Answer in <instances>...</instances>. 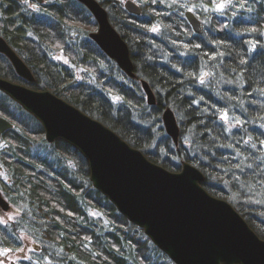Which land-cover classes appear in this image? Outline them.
<instances>
[{
    "label": "trees",
    "instance_id": "1",
    "mask_svg": "<svg viewBox=\"0 0 264 264\" xmlns=\"http://www.w3.org/2000/svg\"><path fill=\"white\" fill-rule=\"evenodd\" d=\"M97 1L127 44L134 78L89 38L97 22L76 0H51L37 9L0 0V35L35 79H21L2 53L0 78L50 91L171 172L186 161L198 167L202 188L232 200L264 240V0H231L222 13H208L201 34L190 28L181 4L137 0L136 16L123 9V0ZM53 51L81 69L82 78L53 59ZM141 78L155 94L152 106ZM165 107L179 125L176 144L162 126L157 133L149 125L160 123ZM0 116L12 123L0 133L6 176L0 175V190L22 210L14 221L0 222L3 247L18 248L20 233L27 232L44 252L23 264H173L94 188L80 151L61 139L46 142L40 122L1 91ZM185 133L188 146L180 144Z\"/></svg>",
    "mask_w": 264,
    "mask_h": 264
},
{
    "label": "water",
    "instance_id": "2",
    "mask_svg": "<svg viewBox=\"0 0 264 264\" xmlns=\"http://www.w3.org/2000/svg\"><path fill=\"white\" fill-rule=\"evenodd\" d=\"M76 1L84 4L97 22L89 38L127 77L134 78L127 44L109 21L107 11L97 0ZM123 8L130 14H141L134 0H125ZM184 17L196 34L203 32L202 21L193 11H185ZM0 53L21 79L34 80L23 59L1 35ZM139 83L146 104L152 106L156 98L150 85L142 78ZM0 91L40 122L46 142L61 139L80 151L94 188L140 227L173 264H264V240L232 205L202 188L204 176L198 167L186 161L179 171L171 172L152 163L111 128L48 90H33L1 77ZM161 122L176 144L179 125L171 108L163 109ZM10 127L11 123L0 116V133ZM9 206L0 191V210L6 212Z\"/></svg>",
    "mask_w": 264,
    "mask_h": 264
},
{
    "label": "rangeland",
    "instance_id": "3",
    "mask_svg": "<svg viewBox=\"0 0 264 264\" xmlns=\"http://www.w3.org/2000/svg\"><path fill=\"white\" fill-rule=\"evenodd\" d=\"M50 1L51 0H44V2H50ZM135 1H137V0H135ZM164 1H166L167 4H173V3L174 4H181L187 10L191 9V11H193L194 13L198 12L200 15V18H201L200 20L202 21L203 26H206L208 24V16H207L208 13H210L211 11H216L218 13H220V12L222 13V10L221 11L215 10V4L216 3H224V1L219 2L216 0H211L210 4H205L204 0H164ZM22 4H24L28 9H37V7H38L37 4H34L29 0H22ZM31 5H36V8L31 7ZM263 35H264V32H263ZM50 56H52L53 59L62 62L64 65L66 64V65L71 66L75 71V76L78 77L79 79L82 78L81 69L74 68V66L70 65L68 57L63 55L60 51H53L50 53ZM57 57H63V58L57 59ZM65 60L67 62H65ZM146 123H148V122H146ZM149 123H150L149 125L152 126V129H154L158 133L159 127L162 126L161 119H160V123H157V121H154V122L150 121ZM163 131L165 132L164 128H163ZM189 142H190V137L186 133L183 134L181 137V143L180 144L183 146H188ZM0 175L3 176L4 178H6V176L2 170H0ZM2 196L10 204L9 209L6 212L0 210V222L2 224H6L8 222H12L15 219H17L18 215L21 214L22 210L19 207H15L11 203V201L9 200V197H6L3 193H2ZM224 200H226V199H224ZM234 200H236V199L234 198ZM227 202L230 205H232L233 208H235L232 204V200H231V203L229 201H227ZM89 213H90V215H93V213H97V215H94L96 217L101 216V214H99L98 212L91 210V209H90ZM9 217H12V218L9 219ZM19 239L21 240L20 246L16 249H13V250L11 248L3 247L0 244V264H23L24 261H31V259L35 258L36 256L42 257V252H44V250L39 248L38 243L34 239L29 237L27 232L20 233ZM47 253L51 254L52 251L50 249H48ZM44 259H45V262H47V263L51 262V259H49L48 257H45Z\"/></svg>",
    "mask_w": 264,
    "mask_h": 264
},
{
    "label": "snow or ice",
    "instance_id": "4",
    "mask_svg": "<svg viewBox=\"0 0 264 264\" xmlns=\"http://www.w3.org/2000/svg\"><path fill=\"white\" fill-rule=\"evenodd\" d=\"M229 3H231V0H226V2H224V3H216L215 4V10H217V11H221V10H223ZM31 7H33V8H36V5H31ZM189 10H191V9H189ZM152 31H158V28L157 27H153L152 29H151ZM252 31H255V29H252ZM29 35H31V33H29ZM198 47V46H197ZM253 47H255V45H253ZM63 57H57V59H62ZM65 62H67L66 60H65ZM201 83H203V79H201ZM121 99V97H119V96H114L113 97V100L114 101H119ZM224 119H227V116H226V114H225V116H224ZM246 143H247V141H246ZM253 147H255V145H253ZM93 215H97V213H93ZM12 217H9V219H11Z\"/></svg>",
    "mask_w": 264,
    "mask_h": 264
},
{
    "label": "flooded vegetation",
    "instance_id": "5",
    "mask_svg": "<svg viewBox=\"0 0 264 264\" xmlns=\"http://www.w3.org/2000/svg\"><path fill=\"white\" fill-rule=\"evenodd\" d=\"M30 1V0H29Z\"/></svg>",
    "mask_w": 264,
    "mask_h": 264
}]
</instances>
